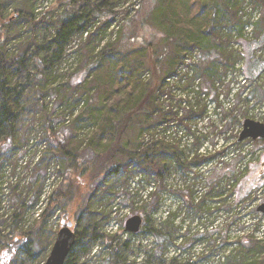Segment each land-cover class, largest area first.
<instances>
[{
    "label": "trees",
    "instance_id": "16d2710c",
    "mask_svg": "<svg viewBox=\"0 0 264 264\" xmlns=\"http://www.w3.org/2000/svg\"><path fill=\"white\" fill-rule=\"evenodd\" d=\"M214 1L160 0L162 9V12L160 9L161 16H159L160 24L165 27L169 37L163 49H155L154 40L158 38L157 35L149 41L144 38V42L139 41V37H132L129 43L132 47L138 48V50L136 49L137 53H134L133 50L122 49L113 50L111 53L110 46H107L99 52V57H108V63L104 62L103 58H98V61L93 63L94 68L97 67L94 71V68L90 67L91 65L84 68L82 84L85 93L89 92V87L86 86L91 84L90 79H93L95 84L99 83L100 95L103 97V103L93 111V114H88L89 120L94 121L95 126L94 132L91 137L89 136L90 140L88 139L94 151L91 158L84 159L67 147L65 144L67 135L62 132L63 130L57 132L58 127L55 121L52 120L47 124V131L53 138H51V143L45 145L44 148L41 147L37 152V161L30 185L35 187L38 177L41 178L42 183L35 191L34 202L37 203L42 196L46 172L53 160H59L63 157L67 159L69 177L68 181L62 183L50 197L47 211H42V214H39L43 220L47 219V216L55 209V207L52 208L53 204L56 206L64 201L69 204L78 201V206L81 205V201H84L96 189L95 185L108 179V177L120 180L123 187L127 186L128 180L134 177L159 183V188L152 187L144 197L140 198L138 194L136 196V203L138 204L136 211L143 218V225L138 234H128L129 240L119 241L116 246H114V242L118 238L117 236H104L107 247L111 251V257L105 260L103 264H128L131 240L138 235L152 237L150 250L153 253L150 259L155 260L156 264H206L212 259L216 262V257H219L217 263L213 262V264H264V241L257 239L256 229L246 231L245 227H241L239 236L233 238L230 235L232 228L242 223L243 216L237 212V208L244 200L238 197V184L229 182L231 186L227 192L231 194L229 198L235 195L233 200L226 197V191L221 192L218 189V184L222 179L232 177L228 175L230 173L229 166L225 162L228 159L226 158L228 155L226 153L227 148L219 147L210 152L199 150L196 154L185 158L180 150V144L169 141L167 138L170 137L159 138L155 135L153 138H146V133L149 130L166 124L167 116L161 113L166 97H173V93L179 87L187 95H189L188 91L193 88V93L198 94V98L205 96L213 103L215 112L223 111L222 103L225 96L220 91L219 80L232 77L229 71L235 68L237 61L233 60L232 57L228 61L225 59L224 51L220 50L224 44L218 40L224 28H216L215 22L217 21L218 23L227 21L229 31L231 28H237V34L234 37L239 41L237 44H239L242 52L243 77L246 83H250V89L247 92L239 87L233 93L234 104L236 102L238 104L241 97L245 96L248 102H254L253 105L257 104L264 107V84L259 81L264 73V0H249L252 6L250 8L244 6L247 5V2L243 4L245 0H242L241 5L240 2L238 4L232 0H226L223 2L226 3L223 10L216 8L217 5ZM121 4L122 0H57V4L51 10L53 13H59L53 34L39 40L37 32H35L31 42L22 51L10 55L6 50H3L2 46L13 38L11 35L14 32L15 37L18 36L17 30L21 25L20 22H28L36 30V27L41 25L45 18L39 21L30 13H20V19L9 18L5 16V7L0 2V168L11 159L14 151L21 144L28 142L25 141V138H19L18 134L19 117L23 112L22 106L27 95L24 89H19L16 80L20 76L29 79L32 72L36 80H43L46 83L53 80L55 64L61 60L70 39L79 33L86 36L84 41L87 42L84 44L85 46L82 43L81 51L84 49L83 56L86 61L89 60L94 52L91 50V44L96 38H94L96 34L90 35L89 30L91 29L89 28L96 20L105 24L101 28L109 27L110 20L114 16L112 8L115 5L121 6ZM249 10L251 11L249 12ZM254 15H256L255 21H253ZM249 26L252 27L250 37L245 32V28ZM207 42L211 43L206 45ZM172 47H175L173 52H171ZM195 48H198V53L195 52L196 50L194 51ZM124 53L127 54V61L119 60V56L124 55ZM172 53H174L172 58L167 57ZM136 54L140 58V63L134 65L131 62L136 60L134 59ZM193 56L194 60L196 58L197 61L196 69L198 70L195 72H199V77L195 74L194 79L192 78L193 82L191 80L188 84L187 81H183V78L173 82L171 77H175L182 64L184 65L185 61L190 62ZM142 60L146 61L141 62ZM30 65L33 71L30 70ZM143 65H146L150 70L152 77L149 80L141 75ZM163 68L173 70L171 73L173 75L162 79ZM95 72L98 74L94 75ZM188 74L183 73L182 77ZM196 79L200 80L197 87L194 85ZM199 100L196 103L189 101L182 112L177 114L179 116L178 123L186 126L189 132L192 129L190 121L193 118L204 120L207 113V106L201 105ZM89 102L90 99L88 105ZM85 104L86 102H83V107ZM84 111L77 118L78 122L84 115ZM233 112V109L230 114L225 112L226 127L228 126L226 131L231 126L236 125L237 122L243 126L244 121L247 120L246 115H244L238 121ZM73 113V116L78 114L76 111L71 114ZM138 116L144 119L148 126L150 122L151 125L142 130L145 138H141L138 146L134 149H128L123 144V139L128 132L132 131L135 124L134 119ZM46 139L49 140L50 138H45L41 142L43 143ZM235 139V145L241 143L239 138L236 137ZM247 141L257 144L253 143V140ZM220 157L225 158L222 161V166L220 169H216V166L212 171L208 177L209 187L203 193L195 191L193 186L181 185L174 189L173 194L180 199L184 207L189 211L196 212L199 216L203 214L213 215L219 212L228 214L229 218L226 220L224 230H218L216 226L192 234L187 227L184 229L176 227L178 223L175 213L180 210L181 206L179 209H175V213L167 212L156 224L153 216L158 213L160 208L158 194L166 189V179L170 175L173 165H176L189 178L192 170L201 168L203 165H209L215 158ZM122 160L126 162L125 166L117 163ZM17 225L18 219L15 217L11 226L14 229ZM36 231L32 230L30 233H25V236L20 234V238L24 237L23 240H26ZM3 233L0 231V244H2L0 264H9L14 259L19 241L23 240L19 239L17 242L12 234L3 235ZM76 235V244L65 264H80L75 259V251L78 250L81 240L84 239L85 231H77ZM93 237L96 239L98 235L94 234ZM205 243L210 247L208 250ZM28 245L31 246L32 257L38 258L42 255L44 248L40 242L36 246L32 242ZM196 245L204 246L198 252L195 251ZM169 247H176L180 250V254L176 253L168 258ZM228 249L229 251H227ZM83 250L87 249L83 247ZM133 264H138V262Z\"/></svg>",
    "mask_w": 264,
    "mask_h": 264
},
{
    "label": "rangeland",
    "instance_id": "374dc122",
    "mask_svg": "<svg viewBox=\"0 0 264 264\" xmlns=\"http://www.w3.org/2000/svg\"><path fill=\"white\" fill-rule=\"evenodd\" d=\"M159 1L122 0L121 6L115 5L116 7L112 8L114 16L110 20L109 27L101 28L105 24L103 22L101 24V22L96 20L95 23H97L93 22L89 28L91 29L89 30L90 35L96 34L94 36L96 38L91 44V50L94 51L93 56L89 60L86 61V58L83 56L85 53L83 52L84 49L81 51L82 43L84 45L87 42L84 41L86 36L79 33L70 39L61 60L55 64L52 76L53 80H49L48 83L43 80H36L33 77V72L29 79L20 76L16 80L19 89H24L27 95L22 106L23 112L19 117L18 134L19 138H25V141L28 142L21 144L14 151L11 159L0 168V231L4 232L3 235L12 234L17 242L19 239H24V237L20 238V234L25 236V233H30L32 230L37 231L34 235H30L28 239L19 241L14 259L10 263L8 262L9 264H45L55 244L57 235L62 228V221L73 222V231L75 233L77 231H85V237L81 240L78 250L75 251V259L80 264H103L105 260L111 257V251L107 247L104 236H117L118 238H116L114 246L119 241L125 242L129 240L128 233L125 230L126 223L130 218L139 216V213L136 211L138 210L136 196L138 194L140 198L144 197L146 192L151 190L152 187L159 186L158 182L134 177L130 178L127 186L123 187L120 180L108 177V179L103 182L101 181L98 185L96 184V189L84 201L82 200L79 206L78 201L71 204L64 201L56 206L53 204L52 208L55 207V209L44 220L39 214H42V211H47L50 197L53 196L62 183L66 180L68 181L67 159L63 157L59 160H53L48 166L46 179L43 184V193L37 203L34 202V195L42 183L41 178H37L38 182L35 184V187H31L30 183L37 161V152L41 147L44 148L45 145L52 142L51 138L53 136L47 131V124L52 120L57 124V132L63 130L62 132L67 135L65 144L69 149L84 159L92 157L94 151L88 139L90 140L95 126L94 121L89 120L88 114H93V111L103 103V97L100 95L99 83L95 84L93 79H90L91 84L86 86L89 87V92L85 93L82 84L84 81L83 70L90 65V67L94 68L95 65L93 63L98 61V58H103V61L108 63V57H99V52L107 46H110L111 53H113V50L121 49L133 50L134 53H137L138 48L132 47L129 43L132 37H139V41L144 42V38L149 41L157 35L158 38L154 40L155 49H163L169 37L164 29L165 27L160 24L159 16H161L162 9ZM232 1L238 4L240 2V5L242 2V0ZM0 2L5 7V16L9 18L16 17L18 19L20 13H30L39 21L45 18V21L36 27V30H34L30 23L20 22L21 25L19 30H17L18 36L15 37V32L12 31L14 32L11 35L13 38L2 46L3 50H6L8 54L12 55L22 51L31 42L35 32H37L39 40H43L45 37L53 34L59 13H53L51 10L57 4V0H0ZM214 2H216V8H219V10H223L226 4L223 3L226 0H215ZM245 2H247V5L244 6L252 7L249 0H245L243 4ZM215 23L216 28H224L223 31L221 29L223 33L219 35L218 42L224 44L220 50L224 51L225 59L229 61L232 57L233 60L237 61L235 68L229 71L232 77L219 80L220 91L225 96L222 103L223 111L215 112L213 103L205 96L198 98V94L193 93V88L188 91L189 95H187L179 87L173 93V97H166L161 112L162 115L166 114L167 116L166 124L149 130L146 133V138H153L155 135L159 138L170 137L167 138L169 141L180 144V150L183 152L185 158L196 154L199 150H208L210 152L212 149L219 147L227 148L226 153L228 155L226 158L228 159L225 162L229 166L228 170L230 173L228 175L232 177L222 179L218 184V189L221 192L226 191V197L229 198L231 196L227 192L231 186L229 182L231 184H238V197L244 200L237 208V212H240V215L243 216L242 223L234 226L230 235L236 238L240 234V228L245 227L246 231L256 229L257 239L264 241V213L258 211L264 205V140L253 142L257 144L248 143L246 140L235 145V138H240L242 133V125H239L237 122L236 125L231 126L227 131L225 130L228 127H226L227 119L225 112L230 114V111L233 109V114L237 117L238 121L246 115V119L264 124V107L257 104L253 105L254 102H248L245 96L241 97L238 104L237 102L234 104L233 93L239 87L247 92L250 89V83H246L243 77L244 74L241 68L242 52L240 47L237 46V42L239 41L234 37L237 34V28H231V31H229L227 21H221L220 23L217 21ZM248 30L246 27V35L250 37V31ZM183 41L186 40L183 39ZM208 43L210 44L211 42H207L206 45ZM173 51H175V47L171 48V52ZM194 51L198 53V48H195ZM173 55L174 53L167 57L170 56L169 58H172ZM120 59L127 61V54L120 55ZM134 59L136 60H133L131 64L137 65L140 63V58L137 54L134 56ZM145 61L142 60L141 62ZM143 66L141 75L147 80L151 79L152 76L149 68L146 65ZM196 66L197 61L196 59L194 60L193 56L190 62L185 61L184 65L182 64L178 70L179 73L177 72L178 74L175 77L172 76L173 74L171 75L173 70L163 68L161 73L163 75L162 79L172 76L173 82H177V80L183 78V81H187L188 84L192 78L194 79L195 74L199 77V72H195L198 70ZM30 70L33 71L31 65ZM92 72L91 75H93ZM183 73L189 74L182 77ZM96 74L98 73L95 72L94 75ZM199 81V79H196L195 87L198 86ZM259 81L264 84V73ZM97 92H99L98 95H96ZM89 99L90 104L88 105ZM198 100L201 102V105L207 106V113L204 120L193 118L190 121L192 129L189 132L186 126L178 123L179 116L177 114L179 115L182 112L184 106L188 105L189 101L196 103ZM83 102H86L84 107ZM86 107L87 109L85 110ZM73 111L78 112V114L73 116L75 113L71 114ZM83 111L85 113L78 122L77 118ZM138 117L134 119L135 124L132 127V131L128 132L123 139V144L128 149H134L138 146L141 138H145L144 131L142 132V130L147 129L151 125V122L148 126L144 119ZM45 138L50 139H46L42 143L41 140ZM234 153L235 155H233ZM224 159L221 157L215 158L209 165H203L201 168L192 170L189 178L176 165H173L170 175L166 179V189L160 191L158 194L160 208L158 213L153 216L156 224L159 223L160 219L167 212L175 213V209H179L181 206V211L177 210L175 213L177 216L176 222L178 223L176 227L180 229L187 227L192 234L216 226L218 230H224L226 220L229 218L228 214L219 212L213 215L203 214L199 216L196 212L189 211L184 207L180 199L173 194L174 189L181 185L193 186L195 191L203 193L209 187L208 177L216 166V169L221 168ZM245 161L247 165H245ZM117 163L122 166L126 165V162L123 160ZM231 172H234V174H231ZM234 197L235 195L229 199L233 200ZM135 211L136 214H134ZM15 217L18 219V225L14 228L16 229L14 231L11 225ZM94 234L98 235L96 239L93 237ZM151 241L152 237L148 235L133 237L128 255V264H133L134 262H138V264H156L155 260L150 259L153 253L150 250ZM31 242L35 246L39 242L41 243L44 250L40 257H32L30 252L31 246L28 245ZM203 246L196 245L195 251L200 252ZM205 246L207 250L210 248L207 243H205ZM83 247L87 250L84 251ZM168 250V258H171L176 253L180 254V250L176 247H169ZM100 252L101 255L99 256ZM218 258H215L216 262L212 259L207 261L206 264L217 263Z\"/></svg>",
    "mask_w": 264,
    "mask_h": 264
},
{
    "label": "water",
    "instance_id": "95a60500",
    "mask_svg": "<svg viewBox=\"0 0 264 264\" xmlns=\"http://www.w3.org/2000/svg\"><path fill=\"white\" fill-rule=\"evenodd\" d=\"M246 140H264V124L249 119L245 120L239 142ZM259 212L264 213V205L259 208ZM142 225L143 218L141 216H134L127 221L126 232L138 234ZM76 239L77 235L73 231V222L62 221V228L57 235L55 244L45 264H65L76 244Z\"/></svg>",
    "mask_w": 264,
    "mask_h": 264
},
{
    "label": "built area",
    "instance_id": "2783aa9c",
    "mask_svg": "<svg viewBox=\"0 0 264 264\" xmlns=\"http://www.w3.org/2000/svg\"><path fill=\"white\" fill-rule=\"evenodd\" d=\"M255 19H256V15H255L253 21H255ZM247 28L249 29L248 31H250V33H251V31H252V27L249 26V27H247ZM237 46L239 47V44H237ZM240 50H241V49H240ZM195 59H196V58H195ZM246 163H247V162L245 161V165H247Z\"/></svg>",
    "mask_w": 264,
    "mask_h": 264
}]
</instances>
